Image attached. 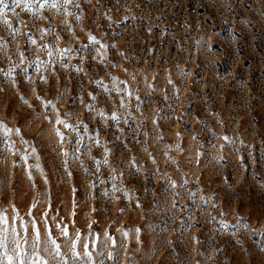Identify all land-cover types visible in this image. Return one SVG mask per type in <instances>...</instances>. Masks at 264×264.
Wrapping results in <instances>:
<instances>
[{
	"label": "rangeland",
	"instance_id": "1",
	"mask_svg": "<svg viewBox=\"0 0 264 264\" xmlns=\"http://www.w3.org/2000/svg\"><path fill=\"white\" fill-rule=\"evenodd\" d=\"M4 5L0 234L48 264H264V0Z\"/></svg>",
	"mask_w": 264,
	"mask_h": 264
},
{
	"label": "snow or ice",
	"instance_id": "2",
	"mask_svg": "<svg viewBox=\"0 0 264 264\" xmlns=\"http://www.w3.org/2000/svg\"><path fill=\"white\" fill-rule=\"evenodd\" d=\"M21 2L22 0H14V3H16L17 5H19ZM65 2H71V0H65ZM0 5H4V0H0ZM4 7H7V5H4ZM4 23L8 24L9 21L4 20ZM9 26L11 25L9 24ZM90 40H92L95 43H99L98 41L95 40V37H90ZM32 43H35V41L33 40ZM49 55H51V52H49ZM115 118H116L115 115H113V119ZM57 123L64 124L65 127H70L64 121L59 119L57 120ZM11 131L12 129L5 128L4 134L7 136L8 133ZM16 131L18 133L19 129H17ZM57 135H60L61 138L63 139V136L61 133H59V131H57ZM0 221H2L4 224L8 223L7 218L3 216H0ZM16 236L17 233L15 228L11 229V238L9 236V229L7 227L2 229V234H0V249L3 250V256L0 257V262H2L3 259H6L7 264H48L46 260L42 259L39 255L36 254L39 251V244H40V233L38 230L35 232L36 243L35 246L32 247L31 252H29L26 248L21 247L20 241L16 239ZM25 243L27 244V241H25ZM51 243L55 245V248L53 250V253H50V255L54 254L55 256H59L60 255L59 245H56L54 240H52ZM9 244L12 245L11 253H15V255H12L10 253ZM45 251H47V249H45Z\"/></svg>",
	"mask_w": 264,
	"mask_h": 264
}]
</instances>
